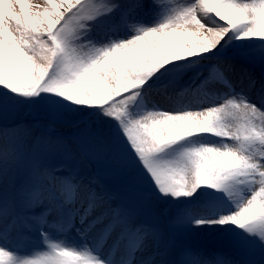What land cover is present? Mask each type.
I'll list each match as a JSON object with an SVG mask.
<instances>
[{
	"label": "snow or ice",
	"instance_id": "obj_1",
	"mask_svg": "<svg viewBox=\"0 0 264 264\" xmlns=\"http://www.w3.org/2000/svg\"><path fill=\"white\" fill-rule=\"evenodd\" d=\"M234 41L264 51V0H0V95L16 101L0 106V264L264 257V74ZM180 65L195 71L155 83ZM153 90L173 106L137 111L162 107ZM190 137L217 139L167 151ZM130 158L161 198L210 188L220 206L129 198Z\"/></svg>",
	"mask_w": 264,
	"mask_h": 264
},
{
	"label": "rangeland",
	"instance_id": "obj_2",
	"mask_svg": "<svg viewBox=\"0 0 264 264\" xmlns=\"http://www.w3.org/2000/svg\"><path fill=\"white\" fill-rule=\"evenodd\" d=\"M33 3H43L44 0H32ZM167 2L174 3L175 0H167ZM157 19V17L150 18L146 21H149L150 23L153 22V20ZM223 23V22H221ZM140 25H137V28H139ZM256 42H240V41H234V44L236 46V49H238L237 55L239 58L247 63L258 75L264 74V51H260L258 49V46L254 45ZM213 55H217V53H213ZM195 69H187L185 70L183 68V65L177 66L176 68L170 69L168 72L164 73L163 76H161L159 79L155 81V83H162L168 79H171L175 77L177 74L183 72L182 79H185L189 77ZM150 101H155L162 105L160 109L156 108H149L146 105H139L137 107V111L141 113H146L147 111H162L167 109L165 106V102L167 100H164L158 93L153 90L149 95ZM172 102V101H171ZM16 103V101L10 99L6 95H0V106H10L12 104ZM68 114L71 118L75 119H81V120H87L91 117L93 114L85 113L81 109H69ZM217 138H207V137H190L186 140H183L180 142L178 146H173V149L167 150L168 152H172L175 149H178L180 147H193L196 146L199 143L206 142V140H216ZM128 168L131 173L134 175L133 182L129 185L128 189L126 190V195L131 199H141L145 196L149 197L152 202L158 203L164 207H166L169 211H177V210H187L190 214H195L200 211L201 205L208 204L211 207H218L220 206L217 202L209 200H206V198L202 195V188L198 189L196 193L192 197H180L176 200L169 198H161L159 193L154 191V187L151 185L150 181L147 178L146 173L143 172V169L140 167L139 162L136 161L134 158H130L128 161ZM222 193V190H220L219 194ZM218 194V195H219ZM225 200L228 203H232L231 200L228 199V197L225 195ZM170 202L168 206H166V203ZM186 229L189 233V235L193 238V241L196 243H205V242H211L210 237L212 235V230H207L205 232L204 229L196 230L195 225L191 223V220L189 219L188 224L186 225ZM237 231H241L237 229ZM205 236L209 237L208 240H205ZM39 243L38 240H28L25 241V244L28 246H31L33 244ZM9 247H13L12 244L9 245ZM264 260V257H261L260 255H257L255 258L254 264H261V261Z\"/></svg>",
	"mask_w": 264,
	"mask_h": 264
},
{
	"label": "bare ground",
	"instance_id": "obj_3",
	"mask_svg": "<svg viewBox=\"0 0 264 264\" xmlns=\"http://www.w3.org/2000/svg\"><path fill=\"white\" fill-rule=\"evenodd\" d=\"M145 24H151V23L149 21H146ZM164 102H165L166 108L173 106V102H171V101H164Z\"/></svg>",
	"mask_w": 264,
	"mask_h": 264
}]
</instances>
